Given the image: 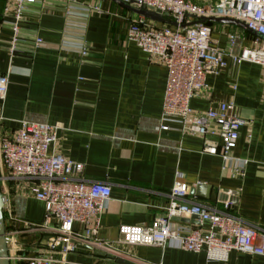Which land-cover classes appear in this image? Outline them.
Here are the masks:
<instances>
[{"label":"crops","instance_id":"0c3cea01","mask_svg":"<svg viewBox=\"0 0 264 264\" xmlns=\"http://www.w3.org/2000/svg\"><path fill=\"white\" fill-rule=\"evenodd\" d=\"M6 8V0H0V76L9 77L7 96L0 102V135H14L24 123L56 127L50 151L83 164L81 179L112 191L98 238L116 253L78 246L68 264H264V257L240 252H232L226 262H209L205 254L177 248L118 243L122 226L150 225L165 216L176 182L188 187L187 201L217 211L225 210L224 191L237 193L229 212L264 230L263 67L238 65L225 55L226 67L207 77L206 89L190 104L197 113L234 104L244 125L232 155L248 162L244 175L235 178L233 163L203 152L202 137L182 133L178 121H163L167 69L127 40L130 23L144 18L132 4L36 0L19 24L25 49L13 56L9 44L16 20ZM209 25L213 46L234 57L264 40L238 26ZM230 35L238 38L233 47ZM38 38L44 46L31 50ZM165 125L169 130H162ZM211 142L220 148V142ZM32 185L28 180L1 184L6 232L13 233L24 256L48 254L52 236L42 229L46 208L31 196ZM199 185L210 190L208 199L191 194ZM184 219L188 222L173 221L197 226Z\"/></svg>","mask_w":264,"mask_h":264},{"label":"built area","instance_id":"2783aa9c","mask_svg":"<svg viewBox=\"0 0 264 264\" xmlns=\"http://www.w3.org/2000/svg\"><path fill=\"white\" fill-rule=\"evenodd\" d=\"M35 1L6 0V12L12 13L16 20L11 25V56L25 49L19 24ZM128 1L138 10L151 9L162 15L168 14L165 19L172 23L171 27H157L140 18L130 23L127 33L129 42L167 69L163 121H178L182 133L202 137L206 142L203 152L233 163L231 175L242 177L248 162L234 158L232 152L244 122L234 104H219L217 109L204 113L195 112L190 104L206 89L207 77L226 67L225 55L232 57L235 64L249 62L264 68V40H256L252 48L234 57L213 46L212 28L208 22L202 21L233 19L245 24L253 33L264 36V0H199L205 3L198 0ZM237 39L235 35L229 36L231 47ZM43 46L44 40L38 38L31 50ZM83 55H86L85 50ZM8 87V75L0 76V102L5 100ZM162 130L167 131L169 127L165 125ZM211 139L220 142V148ZM56 140L57 128L44 123H24L14 135H0L1 184L11 180L33 182L30 194L45 205L47 213L42 229L52 234L48 254L24 256L17 249L13 233L6 232L11 264H68V255L78 246L116 253L112 244L98 238L101 217L111 201V188L81 179L83 164L50 151ZM187 197L188 187L176 182L165 216L156 218L150 225L122 226L118 243L177 248L193 254H205L209 262H226L232 252L264 257V230L247 225L231 214L232 203L226 202L225 210L217 211L189 202ZM193 217H198L196 227L182 226L173 221L175 218ZM53 222L56 226H52ZM205 224H208V229H205Z\"/></svg>","mask_w":264,"mask_h":264},{"label":"water","instance_id":"95a60500","mask_svg":"<svg viewBox=\"0 0 264 264\" xmlns=\"http://www.w3.org/2000/svg\"><path fill=\"white\" fill-rule=\"evenodd\" d=\"M120 5L128 6L129 4H132L128 0H112ZM135 12L151 21L159 22V23H166V24H172L168 20L165 19V17L168 16V14L162 15L160 12H154L151 9H137ZM203 22H214L219 24H226V25H234L238 26L246 31L252 32L245 24L235 21L233 19H227V18H220V19H204ZM256 34V33H255ZM258 37L264 39V36H261L259 34H256ZM209 189L205 188V186L199 185L196 189L191 191V194H194L198 197L208 199V193ZM230 192L224 191L222 193V201L223 202H230L233 204V198L237 195V193L232 192L229 195ZM4 206H5V198L1 191V179H0V264H11L10 261V254H9V248H8V241L6 238V223H5V215H4ZM177 222H188V220L175 218L173 219ZM192 220H195L198 224V217H193ZM103 255V254H102Z\"/></svg>","mask_w":264,"mask_h":264},{"label":"rangeland","instance_id":"374dc122","mask_svg":"<svg viewBox=\"0 0 264 264\" xmlns=\"http://www.w3.org/2000/svg\"><path fill=\"white\" fill-rule=\"evenodd\" d=\"M193 1L196 2L197 0H193ZM212 1L215 2V1H217V0H212ZM198 2H199V3H205L206 1H199V0H198Z\"/></svg>","mask_w":264,"mask_h":264}]
</instances>
